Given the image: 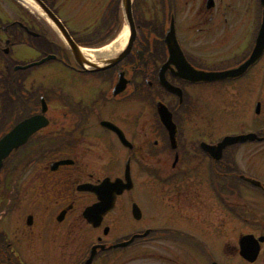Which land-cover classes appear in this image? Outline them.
Wrapping results in <instances>:
<instances>
[{
    "label": "flooded vegetation",
    "instance_id": "obj_1",
    "mask_svg": "<svg viewBox=\"0 0 264 264\" xmlns=\"http://www.w3.org/2000/svg\"><path fill=\"white\" fill-rule=\"evenodd\" d=\"M42 1L79 46L114 42L130 27L128 7L135 33L122 60L108 69L86 70L45 14L0 0V139L34 116L49 122L15 148L0 170L1 175L11 163L9 181L0 188V201L8 200L10 208V214L0 213V264H85L92 249L91 264H126L130 255L142 260L145 255L152 264H221L213 252L221 231L235 238L234 257L264 264V242L255 262L241 256L244 236L264 237V184L246 180L264 183V174L255 166L241 167L238 154L242 147H253L252 154L257 145L264 147V134L262 141L232 144L215 154L202 145L215 146L226 136L211 130L218 126L221 95L235 81L255 89L251 78L258 68L264 73V54L235 79L193 82L183 76L190 69L185 59L206 72L243 64L261 27V0ZM174 42L184 58L172 55ZM29 43L44 45V58L53 55L52 61L73 69L68 88L62 82L37 91L23 86L31 68L16 66L39 59L20 64L12 50ZM120 80L126 86L114 94ZM223 98L228 104L225 93ZM246 99L249 91L243 102L249 108ZM161 106L176 125L175 142L162 123ZM103 122L117 126L130 143ZM65 159L72 163L57 165ZM128 166L133 187L95 226L85 213L99 199L84 187L124 178ZM141 174L153 181H139ZM138 192L146 193L147 210L135 199Z\"/></svg>",
    "mask_w": 264,
    "mask_h": 264
},
{
    "label": "water",
    "instance_id": "obj_2",
    "mask_svg": "<svg viewBox=\"0 0 264 264\" xmlns=\"http://www.w3.org/2000/svg\"><path fill=\"white\" fill-rule=\"evenodd\" d=\"M39 8L40 10L47 15V17L54 23L58 31L62 34V36L65 38L67 46L71 53L73 54L75 60L80 64L84 69H88L87 65L90 67L89 69L92 70H102V69H108L120 60L124 58V56L129 52V49L131 47V41H129L114 57L108 58V59H102V60H93L90 57H87L83 54L82 48L78 46L71 38L70 34L68 33L65 26L62 24V22L48 9L44 7V3L41 0H32ZM126 2L130 3V0H126ZM262 7H263V15H262V25L260 28V32L258 35L256 46L253 50L252 55L250 58L241 66L225 70L221 72H206V71H197L196 69L192 68L186 61L184 62L187 64V66L190 68L188 73L186 75H183L185 78L193 81V82H201V81H215L220 79H227V78H236L244 74L249 67H251L253 64L259 61V59L262 57L264 52V0H261ZM128 17H130V40L133 38L135 30L131 21V8L128 7L127 9ZM171 46V52L174 56L175 53L178 55H182L179 46L176 42L174 44H170ZM55 58V56H48L45 59H42L41 61H38L36 63L30 64L29 66L23 67L28 68L33 65H41L46 61H49L50 59ZM182 58L183 55H182ZM20 67H17L18 69ZM166 84V83H165ZM167 87L172 90L176 91L177 89L173 86L166 84ZM126 84L125 81L120 80L119 83L116 85L114 89V94L120 93L122 90H124ZM179 92V91H178ZM45 102V101H44ZM47 109L46 103H44L43 112L45 113ZM159 112L161 115V120L164 126L169 130V133L171 134L172 141H175V135H176V125L172 121V115L168 111V109L165 106H161L159 108ZM257 112H260V104L257 106ZM44 119V122H43ZM48 120L43 115L34 116L33 118H30L29 120L21 123L16 127L15 130L9 132L7 135H5L0 140V170L3 168L4 160L7 159L11 152L26 143L28 136L35 133L39 129H41L43 126L46 127L48 125ZM104 124L108 127L113 128L115 131H117L118 134H120V137L124 144H128L127 139L123 136L120 129L115 126L114 124L110 122H104ZM254 141V140H262L256 133H250L246 135H239V136H227L224 138V140L219 144V146H210L205 144V148L213 152L214 154L217 153L216 149L219 147V153L228 145L238 143V142H245V141ZM219 158V155L216 156ZM69 160L61 161L58 164H70ZM126 181L122 178H117L115 180H111L110 178H106L100 185L98 186H86L84 187L85 190H89L91 192H94L99 202L97 204H94L92 207H89V209L86 211L85 216L95 226L99 225L100 220L106 214L108 211L112 210L115 206V202L117 199V196L122 194L125 190H130L133 187V182L130 174V168L129 166L126 169ZM250 180V179H248ZM256 185H260V182L255 180H250ZM134 216L136 218H139L140 216V210L138 206L134 205ZM135 238V237H134ZM264 241V238L256 239L254 236H248L242 239V245H241V255L253 262L257 259L259 253H260V242ZM132 242L128 241L126 243H123L122 246H127ZM94 251L92 252L90 258L87 260L85 264H91L94 258ZM217 264V263H214Z\"/></svg>",
    "mask_w": 264,
    "mask_h": 264
},
{
    "label": "rangeland",
    "instance_id": "obj_3",
    "mask_svg": "<svg viewBox=\"0 0 264 264\" xmlns=\"http://www.w3.org/2000/svg\"><path fill=\"white\" fill-rule=\"evenodd\" d=\"M15 3L19 5L20 7H23L22 3H17L15 0ZM27 9V8H25ZM30 9V8H29ZM3 38V35H2ZM31 45H17L13 48V55L12 58H14L15 61H18L20 63H26L30 61L37 60L40 57V54L44 52V45L39 44V49L37 47L33 46L32 43H29ZM1 45L6 46L3 42ZM96 48L102 47V46H94ZM7 56L6 58H8ZM1 61L0 65V75L3 73L4 68V61ZM16 64V63H15ZM264 71V68H263ZM30 73L26 75V79L23 82V86H26L28 88V91H37L40 88L44 89H52L57 88L58 85H64L66 88H68V81L72 80V78L75 76L73 73V69H71L67 64L60 63L57 61H49L45 64H42L40 66H35L30 69ZM255 76L251 78V82L255 80V89H252L249 87V89H246V86L244 82L242 81H235L234 83H230L226 86L225 89V96L228 101H224V93L221 95L220 99V105H219V120H218V126L213 129H211L215 134H234L238 133L239 131H248V130H264V82L262 84L258 85L261 78L264 79V73L261 72V68L256 69L254 72ZM59 83V84H57ZM257 85V86H256ZM72 90V89H70ZM254 90V91H253ZM249 91L250 100L246 99L248 102H250L251 105H247L249 108H244L245 105L243 102L245 101V93ZM231 99V100H229ZM260 101L262 103V111L260 114H256V105ZM252 148L253 147H242L240 152L238 153L240 156V163L239 165L242 166H255V170H259L261 174H264V147L258 146L255 148V153L252 154ZM11 165V163H6L5 169L2 171L0 175V188L4 187L3 183L9 181L8 179V168ZM204 180V179H203ZM139 181L147 182V181H153L152 178H150L147 174H141L139 176ZM2 184V185H1ZM144 184V183H143ZM146 184H144L145 186ZM149 190V197H155L153 194L154 188L153 184L148 188ZM166 190H164L165 192ZM135 199H137L142 206L146 209L147 206V195L146 193L141 194L140 192L134 193ZM148 197V198H149ZM166 197H170L169 194H166ZM258 200V196H254ZM248 198L245 200L244 203H247ZM2 204L0 205V213H7L10 214V208L8 205V200H2ZM242 203V202H241ZM151 208V206H150ZM193 213H196V210H193ZM223 215L227 217V213L225 211H222ZM129 215L131 216V210L129 212ZM219 238V247L217 252L213 251L215 253L216 259L221 264H245L244 261L239 257L233 256V250L231 249L235 238L232 234L227 233L226 231H221L220 234H218ZM223 246L225 247L223 249ZM229 248V249H228ZM135 255H130V259L126 264H152V260L147 259L148 257L144 255L145 258L138 259V258H131ZM264 256V254H263ZM264 261L261 259V262ZM204 264V261H203Z\"/></svg>",
    "mask_w": 264,
    "mask_h": 264
},
{
    "label": "bare ground",
    "instance_id": "obj_4",
    "mask_svg": "<svg viewBox=\"0 0 264 264\" xmlns=\"http://www.w3.org/2000/svg\"><path fill=\"white\" fill-rule=\"evenodd\" d=\"M21 2H23L25 4L24 6L26 8L32 9L34 12L38 13L39 15L45 14L40 10V8L32 0H21ZM49 21L51 23H53L50 19H49ZM128 37H129V27L125 26L123 28L122 32L120 33V35L118 36V38L114 42L106 44V45L99 47V48L83 47L82 48L83 54L85 56L90 57L91 59L95 60L96 58H99L101 56H109L112 53H117V52L121 51L122 48L126 45Z\"/></svg>",
    "mask_w": 264,
    "mask_h": 264
}]
</instances>
